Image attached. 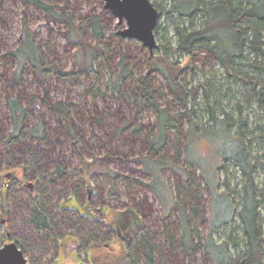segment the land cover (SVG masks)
Returning <instances> with one entry per match:
<instances>
[{
  "label": "rangeland",
  "instance_id": "374dc122",
  "mask_svg": "<svg viewBox=\"0 0 264 264\" xmlns=\"http://www.w3.org/2000/svg\"><path fill=\"white\" fill-rule=\"evenodd\" d=\"M41 1L57 14H72L75 27L94 14L100 16L103 35L96 38L91 28L83 31L81 26L82 31H76L31 2L0 0V247L25 238L27 264H110L145 229L157 246L155 264H214L207 253L210 233L217 243L231 237V257L241 258L246 245L237 212L242 207L245 176L232 159L217 164L219 158L213 157V150L206 157L192 156L199 159L193 163L188 161L187 150L191 120L201 131L213 125L210 109L219 118L224 112L230 114L234 120L231 132L236 134L242 128L248 161L255 166V183L264 192V109L247 103V87L236 76L248 73L264 79V72L259 74L251 66L255 57L245 53L244 58L235 59L231 64L234 75H230L217 55L205 48L192 54L170 51L167 58L182 68L179 80L188 87H199L207 81L211 84L213 97L209 103L203 87L183 102L161 71L151 66V58L156 60L169 50V45L177 46L171 17L180 20L176 14L165 13L171 0H151L159 14V7L162 10L155 29L158 47L153 54L142 41L119 34L127 23L119 24L105 7V0ZM203 16L198 13L194 24L204 25ZM180 23L189 26L186 20ZM24 26L40 43L46 63H55L67 72L80 71L78 79L63 80L56 73L43 77L26 65L19 83L18 63L10 52L21 43ZM138 79L147 81L152 103L168 109L181 129L166 127L167 143L158 155L151 152L147 140L158 132L159 114L142 95L143 84ZM9 95L19 98L29 113L23 120V137L11 146L7 139L15 122L8 107ZM58 102L71 116L76 128L72 138L79 137L78 145V140H68L66 120L56 110ZM36 126H41L46 139L33 136ZM24 145L42 152L41 178L26 171V159L19 150ZM221 150L227 154L230 147L216 151L220 154ZM146 160L158 163L156 170L173 198L168 209L152 190L155 177L147 172ZM58 165L67 171L64 179L57 174ZM218 166L222 167L217 188L230 192L234 199V219V210L226 201L219 200L213 209L211 189L202 175L203 170L210 184H215ZM186 171L193 175L187 186L181 176ZM156 185L163 193L162 180ZM39 187L43 204L54 216L57 236L53 232L38 235L27 223ZM164 194L163 199L169 203ZM261 201L259 212L264 227V198ZM180 206L187 208L196 229L194 252L181 247ZM193 206H198L199 215L192 213ZM212 215L217 220L223 217L231 221L215 227ZM72 227L76 235H62ZM93 235L100 237L101 243H89ZM172 237L176 246L171 243Z\"/></svg>",
  "mask_w": 264,
  "mask_h": 264
},
{
  "label": "trees",
  "instance_id": "16d2710c",
  "mask_svg": "<svg viewBox=\"0 0 264 264\" xmlns=\"http://www.w3.org/2000/svg\"><path fill=\"white\" fill-rule=\"evenodd\" d=\"M25 2H31L40 7H43L49 11L55 18L62 24L68 25L71 28H76V31L86 30L91 28L96 38L102 37V21L101 17L94 14L90 18L81 21V25L75 27V20L72 14H65L63 12L57 14L51 7L47 6L41 0H23ZM160 15L161 8L159 7ZM203 13L205 18V24L197 26L194 24L198 13ZM168 15L176 14V18L171 17L172 22L175 27V35L177 37V46H168L169 50L165 51L164 54L157 56L156 60L151 58V66L159 69L163 76L165 77L170 88L177 94L178 99L186 102L189 96H195L200 87L204 89V96L207 103L210 102L213 97L210 90V81L200 84L199 87H188L187 83L179 80V70L180 68L177 64L170 61L167 58L168 53L171 52H183L187 54H192L195 50L200 48H205L206 50L212 51L217 55L218 60L224 65L227 72L230 75H234V69L231 67L233 62H236L237 58H244L245 53L252 54L255 58L251 66L257 71V73L264 72V0H171L170 6L165 10ZM188 21L189 26L180 23L181 21ZM81 26V27H80ZM157 30V29H156ZM95 53H92V57ZM18 63L16 77L19 78V83L22 82V76L24 68L26 65H30L36 74L43 75L47 77L56 73L61 79L69 78L70 81L78 79L79 72L71 71L67 72L55 65V63L48 64L45 62L44 52L40 43L35 39L34 33L27 27L24 26L21 43L17 46L15 50L10 52ZM237 78L241 80L247 87V94L245 99L247 103H255L258 107L264 109V79L261 75L254 76L248 73L236 74ZM142 82V95L147 99L152 94L150 93V88L147 85V81L138 79ZM250 87V88H249ZM249 90V91H248ZM8 107L10 113L14 119L15 127L12 134L8 137L7 143L9 146L14 144L16 141H20L23 137L24 129V118L29 115L27 109L24 108L19 98H15L11 95L7 97ZM148 99L147 103L152 104V108L156 111L158 116V132L153 138L147 140L149 144V149L155 155H158L162 148L167 143L166 127L174 126L177 127L178 131H181L179 125L173 121L172 117L169 115L168 109L161 107L157 102ZM187 104V103H185ZM56 110L60 113V116L64 117L66 120V135L68 140L71 142L77 141V145L81 143L79 137L72 138L75 135L76 128L71 121V116L65 108H63L61 103L56 104ZM211 120L213 125L208 129L201 130L198 128L197 123L191 120L189 137H199L206 136L215 145L213 149V157L219 158L217 164L225 160H233L245 176V183L243 185V196H241V210L237 212L238 217L242 223L241 229L243 230L245 237L246 250L241 258L233 259L230 253V241L231 237L227 240L217 243L210 233L207 239L208 245V255L213 258L214 264H264V227L262 225V215L259 209L262 205V199L264 198V192L258 188L253 177L254 165H252L246 155V142L244 140V133L237 132L232 134L231 123L234 122L232 116L224 112L222 118H219L215 114V110L210 109ZM41 126H36L32 129L34 137L40 139H46L43 129ZM221 134H225L227 137V143L229 144L230 151L227 154H223L222 150L216 151L219 145H216L217 140H223ZM75 140V141H73ZM31 148L24 145L20 150L22 155L25 157V169L29 172H34L38 174V178H41L42 167L40 160H42V152L34 151ZM188 161L193 163L195 160L192 158L190 145L188 147ZM146 170L152 174L155 179L151 184L152 190L158 196V198L163 202L167 209L171 206L173 198L170 191L168 190L163 179L159 175L157 169V162L146 160ZM160 163L161 161L158 160ZM217 169V181L215 184H210L209 180L206 178L202 170V175L205 178L207 185L211 189V195L213 199L212 207H216V203H224L226 201L228 206H231L234 210V215L232 219L236 216V203L230 192L224 193L220 192L217 188L218 178L220 173V168ZM57 174L60 178L64 179L67 175V171L62 165H58ZM187 173V171H186ZM181 172L183 184L185 186L188 183H192L193 175L189 173ZM53 180H56L53 178ZM162 180L163 187L165 190L163 193L159 191L157 182ZM164 193H167L169 203H167L163 197ZM37 198L33 200L34 206L30 211V216L27 223L32 226L36 234L43 235L47 232H57L56 224L54 221V216L50 210L43 204V191L41 187L37 189ZM176 204L179 202H175ZM198 206L192 207V213L197 215L199 212ZM199 215V214H198ZM213 217V215H212ZM231 221V218L220 217L212 218V225L215 227H220L223 224H227ZM191 216L188 210L184 206L179 207V219L178 226L181 230V247L187 252H194V232L196 229L192 226ZM75 227H72L68 232L62 234H75ZM58 233V232H57ZM55 234L56 236L58 234ZM28 239H17V244L26 251ZM89 243L98 244L101 243L100 237H95L94 235L89 238ZM172 245L176 246L174 239L172 237ZM157 246L154 243L152 236L147 232V230H140L136 234L134 242H130L128 245V250L123 252L118 260L110 264H155V250ZM192 255V253H191Z\"/></svg>",
  "mask_w": 264,
  "mask_h": 264
},
{
  "label": "water",
  "instance_id": "95a60500",
  "mask_svg": "<svg viewBox=\"0 0 264 264\" xmlns=\"http://www.w3.org/2000/svg\"><path fill=\"white\" fill-rule=\"evenodd\" d=\"M105 7L111 10L119 24L126 21L127 26L119 31L122 37L136 38L143 42L151 52L158 47L155 29L159 22V11L151 0H105ZM25 252L16 242L0 247V264H27Z\"/></svg>",
  "mask_w": 264,
  "mask_h": 264
},
{
  "label": "clouds",
  "instance_id": "9594fccd",
  "mask_svg": "<svg viewBox=\"0 0 264 264\" xmlns=\"http://www.w3.org/2000/svg\"><path fill=\"white\" fill-rule=\"evenodd\" d=\"M191 154L194 157H206L214 149L215 145L206 136L192 137L189 141ZM216 145L227 150L229 144L226 140H217Z\"/></svg>",
  "mask_w": 264,
  "mask_h": 264
},
{
  "label": "flooded vegetation",
  "instance_id": "af4514ba",
  "mask_svg": "<svg viewBox=\"0 0 264 264\" xmlns=\"http://www.w3.org/2000/svg\"><path fill=\"white\" fill-rule=\"evenodd\" d=\"M17 243V242H16ZM19 246V245H18ZM20 247V246H19ZM21 248V247H20ZM22 249V248H21ZM23 250V249H22ZM24 251V250H23ZM25 252V251H24Z\"/></svg>",
  "mask_w": 264,
  "mask_h": 264
}]
</instances>
